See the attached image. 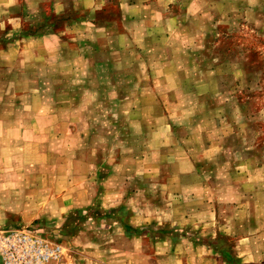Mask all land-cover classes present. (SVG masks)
<instances>
[{
	"label": "rangeland",
	"instance_id": "374dc122",
	"mask_svg": "<svg viewBox=\"0 0 264 264\" xmlns=\"http://www.w3.org/2000/svg\"><path fill=\"white\" fill-rule=\"evenodd\" d=\"M90 1L0 0V230L65 264H264V0Z\"/></svg>",
	"mask_w": 264,
	"mask_h": 264
},
{
	"label": "built area",
	"instance_id": "2783aa9c",
	"mask_svg": "<svg viewBox=\"0 0 264 264\" xmlns=\"http://www.w3.org/2000/svg\"><path fill=\"white\" fill-rule=\"evenodd\" d=\"M39 227L0 230L1 264H65L64 245Z\"/></svg>",
	"mask_w": 264,
	"mask_h": 264
},
{
	"label": "crops",
	"instance_id": "0c3cea01",
	"mask_svg": "<svg viewBox=\"0 0 264 264\" xmlns=\"http://www.w3.org/2000/svg\"><path fill=\"white\" fill-rule=\"evenodd\" d=\"M84 2L90 3L91 1L90 0H84ZM46 119H50V117H46V115H43V121ZM249 200L251 201L252 199H249ZM184 215H185V212H184ZM186 215H188V214H186ZM186 215L184 216L185 221H186ZM254 225H255L254 223L245 222L243 225L242 224L239 225L241 228L240 227L235 228L232 232H230L231 234L238 236V238L240 240V242L237 245L238 249L239 248L241 249V247H242L241 250H246L247 248L248 249L252 248L254 250L255 249L254 244L256 242V239H257V242H259L262 239V233L263 232L261 230L256 231L255 227H253ZM251 227H253V230H250ZM250 244H252L251 245L252 247L249 248L248 246ZM239 245H240V247H239ZM245 245H248V246L245 247Z\"/></svg>",
	"mask_w": 264,
	"mask_h": 264
}]
</instances>
